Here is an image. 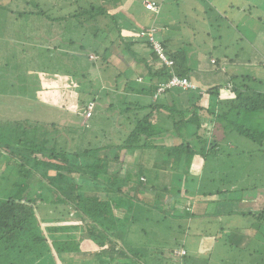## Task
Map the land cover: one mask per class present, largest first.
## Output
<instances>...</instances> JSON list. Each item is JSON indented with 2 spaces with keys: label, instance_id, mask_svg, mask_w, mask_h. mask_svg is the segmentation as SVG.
Returning <instances> with one entry per match:
<instances>
[{
  "label": "trees",
  "instance_id": "obj_1",
  "mask_svg": "<svg viewBox=\"0 0 264 264\" xmlns=\"http://www.w3.org/2000/svg\"><path fill=\"white\" fill-rule=\"evenodd\" d=\"M8 1L11 2L8 3ZM195 1L193 0V2ZM203 1L206 0H202V4L199 5L204 8L203 11L209 14L211 5L208 3L210 2L206 1L203 4ZM3 2H6V5ZM68 2L70 1L46 0L50 10L53 11V13H48L43 8L45 2L41 0L0 1V27L5 29L4 34L13 39L12 42L5 45L8 46L6 51L3 53L0 51V59H2L0 60V94L7 95L9 92L6 91H9V88L13 85H15V88H22L23 91L26 77L31 71L38 74V76L34 74L31 82L35 83L38 80L39 87L42 89L44 88L45 79L48 77L45 73L51 70L50 65L56 67V73H58L60 65L57 62L52 63L50 60V64H48V61H46V57L52 54L53 51L45 47L42 49L38 46H32L36 41L47 43L51 37L55 38V53H60L57 49L69 42L77 47L79 53H87V55L77 53L75 55L76 59L83 60L82 58H84L85 61H88V53L94 52L98 55L100 64H108L106 61L112 53L113 46L121 38L109 39V26L105 27L107 30L98 32L97 17L105 18L107 16L105 7L101 8V6L88 2V7L78 5L76 12H69L66 11L70 6ZM75 2L78 4L81 3V0H75ZM153 4L160 9L159 4L155 2ZM259 7L257 4H253L240 9L247 18L248 15L251 17V11L258 10ZM235 9L238 10L239 8ZM151 12L156 15L159 13V11ZM257 23L259 25L253 33L254 38L259 33L261 25L264 24V12L257 17ZM153 28L157 31L155 26H150L148 28L144 27L143 30H135V32L136 34L140 32L147 33ZM175 28L177 26L172 27L171 31H178ZM230 28L233 33L239 34L237 28ZM115 29L118 30L117 25H115ZM50 34H52L51 37ZM136 38L140 42L144 41V46L150 51L149 62L152 66H148L149 80L147 83H141L138 82V78L134 79V75H131V78L127 79L124 84L126 89L122 91L128 94V97H124L121 102L116 100L106 111L94 107L89 119L82 127H79L81 133L77 134L78 130L64 127L66 133L77 132L79 142L77 148L68 152L63 149L57 150V145L54 142L50 143L51 146H49V141L43 132V128L47 125L40 122H29L28 120L0 121L3 128L0 129V155L7 161L6 168L11 167L9 171L11 175L4 177L2 174L0 176V183L3 182L7 185V193H2L0 197V257L13 251H18L19 255H26L27 252H30L45 240L47 246V248H44L45 251L49 249L48 246H51L56 254L68 255L65 259L71 264H83V262L86 264H150L143 260L146 259L144 258L145 255L151 254L150 258L152 259L153 254L157 258L162 253L160 255L151 253L143 247L147 243L145 239H148V233L143 226L154 221L159 222L167 219L175 221L176 218L180 217L177 209L180 205L179 201L184 200L187 202L183 204V207L186 208L187 218L211 219L209 217H221V215L230 217L235 215L244 219L250 218V227L246 226L241 229L244 233L247 230L251 232L246 234L245 242L246 240L247 243L249 242L247 238L250 235L256 237V235L261 234L260 229L257 232H254L253 229L254 226L258 229L261 226L260 224L264 222V207L261 211L251 209L235 212L236 210H232L228 211L229 213L219 211L221 213L208 215L203 210L208 209L211 205H218V203H224V201L226 203L234 201L235 203L238 200L229 198L213 199L219 193L222 196L223 194L228 195L231 191L219 192L217 189L216 193L208 192V187L211 185H204L205 181H202L201 185L199 182L197 189V202L194 205L192 204L193 209H190L186 207L190 202L186 198L188 190L185 187L183 188V184L194 180L187 178L190 177L192 161L194 160H196V165L200 164L201 171L198 176L192 175V177L198 179L200 177L201 180H205L203 178L204 173L209 175L215 172L207 165L211 157H217L219 160L224 156L235 155L237 160L244 161L245 166L242 171L245 174H251L252 168H248L247 165L250 164L248 154L253 151L237 153V150L234 151L232 148L237 147L239 139H244V141L256 147L260 165L263 167L261 169L259 166L257 170L260 172V176L264 177V80L231 71L227 80V85L229 84L230 88L226 87V81L212 87H205L204 84L199 83L194 89L173 87L158 95L159 86L168 83L174 76L185 78L194 84L192 82L194 78L190 75L192 69L187 64L189 62L190 65L196 66L195 57L190 54V48L195 47L187 43L188 40L184 35L182 42L172 49L165 46L167 42L159 41L164 57L172 63L169 66L162 61L148 38ZM105 40L108 42V47L98 51L99 45ZM133 44L124 45L128 46L127 53H133ZM251 45L253 48V44ZM32 52L38 53L40 58L31 59V55L34 54ZM252 52L254 53V49H252ZM96 63L98 65V61ZM146 63L147 61H144V64ZM153 64H156V66ZM6 69L9 70L5 72ZM10 69L15 71V76L9 72ZM67 72L65 74H71L69 71ZM75 74L71 76L77 81L83 77V75L79 77ZM11 78H15L13 84H11ZM65 79L63 82L66 84L63 83V85L67 86V89L70 86L71 93L68 95L70 97L61 95L59 99L56 97L55 100L52 94H46L45 99L54 108L66 106L68 104L67 99H71L73 89L76 87V85L67 84V81H70L69 78ZM82 79L86 78L83 77ZM43 90L45 91V89ZM31 94L34 99L43 97L37 93L34 94L33 90ZM22 95L31 97L30 94ZM94 95L92 94L91 97ZM12 98L20 100L22 97L13 94ZM23 98L25 101H33L28 99L29 97ZM61 100H66V105L60 106L63 105L60 104ZM87 100L89 99H86L83 103L80 100V103L85 104V114L90 103L93 102L92 104L95 106L94 98L86 103ZM39 104L45 105L44 103ZM79 106L81 107L80 104ZM203 118L208 121L204 122ZM97 123L98 129L95 128ZM49 125L52 128L54 127L57 132L55 123ZM187 128L189 129L187 130ZM98 130H100V133ZM216 132H221V136L219 137ZM97 133L98 136L99 134H107V137L105 135L101 137L102 140H105L104 142L98 141V144L96 143ZM93 134L96 137L91 136ZM174 135L178 136L179 143L169 146L164 143L163 140L174 137ZM84 141L87 142V147L93 148L80 150V145ZM193 142H196L197 145L200 142L205 145V148L195 150L191 147ZM75 149L77 150L75 151ZM159 150H163L166 154V166L163 168L167 172L170 171L180 184L174 187L164 186L162 188H158L157 184L152 185V190L157 195L155 193L153 203L147 205L143 200H136L147 189L146 183L141 180L142 177L146 178L148 175L145 168L148 166L152 167V170L158 168L153 165V160ZM109 151L112 152L111 156L107 155ZM126 151L130 154L125 162L133 163L137 167V172L134 175L129 174L126 177L117 178L111 168L114 163L122 162L121 156ZM101 153L102 155H99ZM133 157H135V160ZM198 158L203 159L204 162L201 163ZM9 162L12 164H8ZM186 163L188 168L185 172H182ZM234 164H232V168ZM220 165H225V163ZM17 167L20 169L17 170ZM35 178H38V182L34 181L31 184L30 182ZM75 178L83 179L87 184L89 183L87 187L91 191H95L96 194L82 196L85 190L84 185L77 184ZM110 179L115 181V185L108 188L103 184ZM97 180L100 182H97ZM148 182H151V180ZM41 183H44L46 187L44 195H39L38 198L34 199L25 198L31 189ZM128 183L134 185V196H129L130 194L126 193V196H124L126 198H124L114 194L120 192V187L122 185L127 186ZM115 186H117L116 189ZM252 188L254 190L264 189V184L259 185V187L252 186ZM102 190L114 195L106 193L101 195ZM245 190L242 188L241 193ZM160 193L164 194L163 198L173 199L171 207L172 210H175V213H167L163 209L164 199L161 198ZM46 196H49V198ZM48 202L51 205L68 204L73 207L76 216L63 221L59 220L57 224H53L57 219L51 218H46L41 222L36 215V206ZM199 204V210L202 206L204 207L203 212L200 210L202 214L194 208ZM109 219L113 220L111 223L119 232H111L106 227L105 224ZM72 220L75 223L69 224L68 221ZM249 228L253 229L250 230ZM228 231L231 232L232 230ZM229 232L227 233V237H230L229 240H225L223 243L229 241L230 245H237L234 243L238 235L233 232L229 234ZM241 235L243 236L242 233ZM117 237L119 238L117 239ZM74 240L78 244H74L73 248H68V245ZM88 245L90 247L98 246V260L97 258L87 259L86 256L83 257L88 252ZM170 252L172 253L173 249ZM72 253L77 254L75 259H73L75 255H72ZM94 256L96 257V255Z\"/></svg>",
  "mask_w": 264,
  "mask_h": 264
},
{
  "label": "rangeland",
  "instance_id": "obj_2",
  "mask_svg": "<svg viewBox=\"0 0 264 264\" xmlns=\"http://www.w3.org/2000/svg\"><path fill=\"white\" fill-rule=\"evenodd\" d=\"M1 1V0H0ZM3 1V0H2ZM44 1V10L48 13H53L52 10H50L49 4L46 3V0ZM68 5H70L68 8L69 12H76L77 6L80 7H88V2L96 5L101 6V8L105 7L106 12H111V6L113 4H110L109 0H101L103 4L98 3V0H81V3L76 4L75 0H69ZM127 1V0H126ZM157 2V4L161 5V12L158 16H156L154 20V24L157 26L161 23L162 18L164 20H169L178 17V20L182 22L180 26H177L175 30H181V32L184 34L186 40L190 41L192 45L195 48H190V54L195 57L196 61V79L200 80V84H204L205 87H212L215 85L223 84L226 81V87L230 88V85H227V80L229 79L228 74L232 72H237L243 75L248 76H254L257 78H261L264 80V33H260L258 37L254 38V32L258 28L257 23V17L260 13H263L264 11V3H262V7H259V9L251 11V17H248L243 20V18H236V22L239 26V29L237 28V31L239 30V34L232 33L230 30L231 28V22L234 20V18L229 15L230 18L228 20H224L221 22V20H218L216 23H209V25H201L202 21V15L194 14L192 11L183 4H179L178 6L174 2L175 0H154ZM198 4H202V0H196ZM207 2L209 0H206ZM206 1H203V4L206 3ZM11 1H8V3ZM146 2V1H145ZM144 2V4H145ZM205 2V3H204ZM264 2V0H262ZM4 3V2H3ZM6 3V2H5ZM4 3V5H6ZM7 3V4H8ZM151 3V2H149ZM210 4V3H208ZM257 4L256 0H249V5ZM9 5V4H8ZM20 6V4H18ZM16 5V7L18 8ZM209 6V5H208ZM132 9L134 12H139L140 10V0L137 2H133L131 5H128L127 3L119 5V8H123V10L126 12L129 10V8ZM145 7V6H144ZM8 9V7H7ZM81 9V8H80ZM159 11V9H158ZM247 13H249L247 11ZM211 15V14H209ZM241 16V15H240ZM100 17H97V26L104 27L103 22L99 20ZM232 18V19H231ZM243 20V22H241ZM221 22V23H220ZM219 23V27L221 30H218L221 35L219 38L216 37V35H212L213 30H217L215 28V25ZM229 25H228V24ZM211 24V25H210ZM223 24V27H222ZM138 30H143L142 27L137 25ZM5 29L3 27H0V33L5 32ZM210 33V34H209ZM136 34V33H135ZM137 37H140L142 39L149 38L153 40L156 46L160 45L158 41V35L157 31L153 29H150V33L140 32L136 34ZM151 37V38H150ZM214 40L218 42L219 40L222 41L223 44H228L230 46L226 47V55L222 56L221 53V47L218 44H215L216 48L213 46H209L210 40ZM241 39V40H240ZM234 41V42H233ZM256 41V42H254ZM233 42V43H230ZM248 43V44H247ZM253 44V48L252 45ZM68 48V49H67ZM61 49L68 50L71 54L78 53L80 55L84 54L87 55L86 52H80L77 51V47H68L67 45H63ZM252 49H254V53L252 52ZM213 50V51H212ZM65 58V57H64ZM84 60V58H82ZM88 59L90 61L97 62L98 61V55L94 52L88 53ZM210 60V63H209ZM70 69L72 68L71 64L69 65ZM14 73V72H11ZM15 76V75H14ZM15 79V78H13ZM149 80L148 74L146 76H142L141 78H138V82L146 83ZM198 83V84H199ZM197 84V85H198ZM88 82L85 80L84 86L88 88ZM193 87H196V84H192ZM40 91L38 94L40 96H44L46 98V92L39 87ZM33 90V89H32ZM24 93H26V89H23ZM34 91V90H33ZM23 92L21 91V94L18 93V96H21L22 98L20 100H17L15 98H5L3 100H0V121H25L28 120L29 122H40L44 125H47L44 127L43 132L46 135V138L49 141V146L54 142L57 145V150L63 149L65 151L70 152V150H73L74 148H77L78 142V135L81 133L79 131V128H77L73 120L65 113L63 114L60 112L61 116L58 118L56 115V111H62L60 108H48L49 103L38 99L37 102L44 103L45 105L39 104L36 105V101H25L23 100L24 95H22ZM27 94V93H26ZM159 95V93H158ZM157 95V96H158ZM70 97V96H68ZM46 100V99H45ZM68 100V104H70V100ZM62 101V102H61ZM60 106L66 105V100H61ZM57 103V102H56ZM93 103V102H92ZM58 104V103H57ZM91 104V103H90ZM106 105V104H105ZM105 105H101L98 107V105L95 104L92 105V110H94V107H98V109H102L106 111L108 107L104 108ZM41 108H40V107ZM62 108V107H61ZM82 107L78 106V111H81ZM88 110V109H87ZM89 119V117L85 114V122ZM204 122H207L208 120L203 118ZM55 123L57 127V132L54 130V127H50L49 124ZM206 124V123H205ZM80 125V127H82ZM2 124L0 125V129H3ZM73 126V127H71ZM26 127V125H25ZM64 127L73 128V130H78L79 132L66 133L64 131ZM96 129H98V123L95 126ZM59 129V130H58ZM189 128H187L188 130ZM63 130V131H62ZM1 131V130H0ZM100 133V130H98ZM185 130L183 131V133ZM216 134L220 137L221 132H216ZM107 137V134H99L97 133V140L96 143L104 142L105 140H102L101 137ZM93 137H96L95 134L91 135ZM178 136L174 135V137H168L164 141L165 144L174 145L180 142L178 141ZM239 143L237 144V147H232L234 151L237 153H245L250 150L253 152H250L248 155L250 156V164L247 165L248 168H252L251 174H245L242 169L245 166L244 161L237 160V157L235 155L232 156H224L223 158H213L211 157V160L207 163L209 168H212V172L209 175L207 173H204L205 180H201L196 177H192V175L198 176L200 174V164L196 165L195 161H192V170L190 177L188 176V179H194L193 181H190L186 184H183V188L185 187L188 192L187 193V199H189V204L191 206L190 209H193L192 204L194 205L195 202H197V189L200 182V185L202 184V181H205L204 185L210 184L209 191L208 192H214L216 193V190L218 189L219 192H228L229 190L231 193L228 195H222L219 193L216 197L213 199L218 200L221 198H229V199H237L234 203H218V205H211L208 209L203 210L204 213L206 212L208 215L211 213H221V212H227L228 211H248V210H257L261 211L264 207V189H253L252 186H257L264 184V177L260 176V172H258V167L260 166L261 169L263 168L262 165H260V158L259 155H257V149L255 146H252L249 142L244 141V139H239ZM51 143V144H50ZM94 143V141H93ZM197 145L196 142H193L191 147H193L195 150H199L200 148H205V145L201 144ZM196 144V145H195ZM87 142L84 141L80 145V150L84 149H92L93 147L89 148L87 147ZM59 148V149H58ZM77 149H75L76 151ZM1 154V153H0ZM130 152L126 151L125 154L121 156V163H114L112 166V172L117 176V178L120 177H126L129 174H133L137 172V167L131 163V162H125L126 158L129 157ZM99 155H102L99 154ZM109 156L112 155V152L109 151L107 154ZM165 152L163 150L157 151L155 158L153 160V165H156V169L152 170V167L148 166L145 168L146 173L148 175L146 178L142 177V181L146 183V191L141 193L139 195V199L136 201L143 200L144 203L147 205H151L153 203V199L155 198V193L152 190V185L157 184L158 188H162L164 186L167 187H174L179 185L180 183L176 181V178L172 176L170 171H165L163 167L166 166V159H165ZM164 156V157H163ZM135 160V157H133ZM197 159V158H196ZM201 163L204 162L203 159L198 158ZM253 160V162H252ZM258 160V161H257ZM220 163H219V162ZM6 160L2 155H0V176L3 174L4 177L10 174V168H6ZM236 162V164H234ZM252 162V163H251ZM221 163H225V165H220ZM8 164H12L9 162ZM232 164L233 168H232ZM58 165V164H56ZM188 164L186 163L184 169L182 172H185L188 168ZM20 169L17 167V170ZM168 170V168H166ZM240 169V171H239ZM171 175V176H170ZM222 175V177H220ZM115 176V177H116ZM152 177V179H150ZM192 177V178H191ZM38 178L33 179L30 183L33 184L34 181H37ZM76 179L77 184L84 185L83 187L85 190L82 193V196H92L95 193V191H91L87 185V182L85 180H81L78 178ZM151 182H148L149 180ZM148 180V181H146ZM213 181V184H212ZM97 182H100L97 180ZM46 184V183H45ZM104 186L110 188L111 186L115 185V181L113 179H110L107 183L103 184ZM90 188L92 186H89ZM117 186H115L116 189ZM180 187V186H179ZM104 188V187H103ZM102 188V189H103ZM120 192L114 193L116 196H126V193H129V196H134V185L133 183H128L127 186H121ZM243 190H245L243 193H241ZM46 187L44 186V183L37 184V186L33 189H31L25 198L28 199H34L38 198L39 195H44V191ZM7 193V185L3 182L0 183V197L1 194ZM103 193H106L108 195H114L113 193H109L108 191L101 192V195H105ZM48 194V193H46ZM125 194V195H124ZM98 195V194H97ZM157 195V193H156ZM161 198L164 197V194H161ZM119 196V197H120ZM128 196V195H127ZM128 196V197H129ZM226 196V197H225ZM49 198V196H46ZM52 198V196H51ZM126 198V197H124ZM163 209L167 213H175V210H172V203L173 199L163 198ZM47 200V199H46ZM52 200V199H50ZM49 200V201H50ZM228 200V199H227ZM184 201H179V207L178 213L180 217L176 218L175 221H170L171 219H167L165 221H159V222H149L148 224L144 225L143 228L148 233V239L145 241L147 242L146 245H143L145 249L147 248L148 251L151 253H157L160 256L155 257V254H153V258H150L151 254L145 255L143 260H146L148 263L153 264H175L174 261H178L177 259L186 256L188 252V256L186 258H182L179 260L177 264H264V222L260 224L261 226L256 229V226H254L253 231L257 232L260 229L261 234L256 235V237H251V235L247 238L245 242L244 238L247 237L246 234H249V230L245 231L246 233L242 232V227L249 226L250 227V218L244 219L242 217H238L233 215L225 216L221 215V217H209L211 219H202V218H187L185 214V207H183ZM187 203V202H186ZM199 205H196L194 208H196V211H199L200 214L203 206L198 209ZM183 209H182V208ZM218 209H217V208ZM176 209V210H177ZM189 209V210H190ZM221 211V212H219ZM36 215L38 219L43 222L44 219H57V221L53 222V224H57L60 221L67 220L68 218L75 217V211L72 206H69L68 204H55L51 205L49 202L45 204H39L36 206ZM118 215V214H117ZM120 215V214H119ZM201 216V215H197ZM113 220L109 219L106 222V227L111 230V232H119L111 223ZM179 221V222H178ZM69 224H74L75 222L68 221ZM176 223H179L176 225ZM184 224V225H183ZM250 224V225H249ZM178 225H182L181 227H177ZM187 226V228H186ZM250 229V228H249ZM250 229V230H252ZM228 230H232L231 232L235 233L237 236V240L234 244L237 245H230L229 241L228 243H223L225 240H229L230 237H227ZM186 234L183 235L184 232ZM229 232V234H231ZM209 234V236L207 234ZM243 234V236L241 235ZM241 235V236H240ZM119 237H117L118 239ZM45 240L40 244L39 246H35L30 252H27L26 255H19L20 253L18 251L8 252L6 255L1 256L0 258V264H71L69 263L67 259V256H61L59 254H56V252L53 251V247L48 246V250H44V248H47L45 245ZM177 246V244H179ZM74 244H78L75 240L72 241L68 248H73ZM48 245V244H47ZM77 246V245H76ZM176 246V247H175ZM184 249H180V247ZM173 249V252L170 251ZM187 251V252H186ZM54 252V253H53ZM89 253V255H87ZM95 252H86V255H83V257L87 259H96L98 260V255L96 257L92 254ZM72 255H75V253H72ZM82 256V255H81ZM152 256V255H151ZM64 258V259H63ZM66 258V259H65ZM143 258V257H142ZM128 263V261H127ZM83 264H86L83 262Z\"/></svg>",
  "mask_w": 264,
  "mask_h": 264
},
{
  "label": "crops",
  "instance_id": "obj_3",
  "mask_svg": "<svg viewBox=\"0 0 264 264\" xmlns=\"http://www.w3.org/2000/svg\"><path fill=\"white\" fill-rule=\"evenodd\" d=\"M137 1L138 0H127V1L126 0H109L110 4H113L111 6L112 8L111 12L108 13L107 11L106 12L107 16L105 18L99 16L100 17L99 20L101 22L104 21L103 23L104 27L98 26V32L100 33L102 30H107L105 29V27L109 26V29H110L108 31L110 33L109 39L112 38L113 40L114 38L115 39L121 38L120 40L117 41V44L113 46L112 53L110 54L109 59L106 61L108 64H100L99 59H98V65L94 61L88 60L89 61L88 62V61L81 60V59L78 60L75 58V55H77L76 53L71 54L68 50L61 49V48L57 49V51H59L60 53H55L54 51L56 49L54 48H55L56 39L51 37L52 34H50L51 39L47 43L36 41L35 44L32 45L35 47L38 46L39 48H42V49L43 47H45L53 51L52 54L46 57V61H48V64H50V62L52 63L57 62L60 65L59 67L60 69L58 70V73H56V67L52 65H50L51 67L50 72L45 73L48 77L45 79L43 89H45L46 94L47 93L48 95L52 94L55 100H56V97L58 99L61 95L64 97H67L68 95H70L69 93H71V90H69L70 86H68V89H67V86H64L66 84L63 82L64 80H66L65 78H69V79L72 78L71 75L74 73H76L75 75H78L79 77L83 75V77L86 78V79H82L83 77L79 78L78 81L72 78L70 79V81H67L68 85H76V87L73 89L71 99H69L70 104H67L66 106L62 108L60 107L62 111H56V115L58 118L61 116L60 112H62L63 114L65 113V115L69 116L71 120L74 121V123L76 124L75 126L79 128L80 125L85 123V116H84L85 104L84 105L82 104L83 101H86V99H89L86 102L88 103V101L94 98L95 104L96 105L98 104V107L106 104L104 108L106 107L109 108L112 103L116 102V100L118 102H121L124 99V97L126 98L128 97V94L122 91L126 89L124 88V84L126 83L127 79L131 78L130 77L131 75H134V79H137V78H141L142 76L144 77L148 74V69H149L148 66H152L151 63L149 62L150 51L147 49V47L144 46V43H145L144 41L140 42V40L136 38L137 35L135 34L136 33L135 30H138L137 25L142 27V29L144 27L148 28L150 26H155L157 28L158 41L160 40V41L167 42L165 46L168 49L176 48L178 44L182 42V37L184 34L181 32V30L180 32L179 30L171 31L172 27L180 26V23H182L178 20V17H175V18L172 17V19H169V20H166V19L164 20V18H162L160 24H158L157 26L154 24V20L156 16H158L161 12V9H162L161 5H160L159 13L157 15L152 13L151 11L146 10L144 7L145 1L153 3L155 2L154 0H140V9H139L140 11L139 12H134L129 7H128L129 10H127L126 12L123 10V8L121 9L119 8V5L121 4L127 3L128 5H131L133 2H137ZM256 1H257V5L262 7V3L264 2H262V0H256ZM100 2L101 0H98V3ZM174 2L176 3L177 6L179 4L186 5L189 9H191L192 13L196 15L198 14L202 15L201 25H209V23L214 24L218 20H221V22H223L224 20L229 21L228 18H230L229 15H231V17L234 18V20L230 23L231 24L230 26L233 28H238V29H239V26L237 24L238 21L236 22L237 19H235V17L243 18V20L246 19V16L243 12H241V9H244L249 5V0H209L210 5H211V10H209V14L211 15H209L207 14L206 11H203L204 8L200 7V5L197 4V1L193 2V0H175ZM101 4H103V2H101ZM237 7L239 9L241 8L239 12H237L239 9L238 10L235 9ZM243 20L241 22H243ZM115 25H117L118 27L117 31L115 29ZM215 28L217 30L216 31L213 30L211 34L216 35V37L219 38L221 36L219 35L220 33L218 32V30H221V28L219 27V23L215 25ZM259 30L260 31L259 33H257L256 37H258L260 33H264V24L261 25ZM116 32H120V33L117 34ZM231 32L233 33V31ZM134 35H136V37H134ZM12 41L13 39L8 37V35L1 33L0 34V51L2 53L6 51L8 46H5V45H7L8 43ZM233 42H230V43H233ZM132 43H134L132 45L133 53L130 54V53H127L126 51V49H128V46H124V45L125 44L130 45ZM187 43L192 44L190 41H187ZM209 44H210L209 46L214 47L212 48L213 50H215L216 48L215 44L220 45L221 52L223 51L221 53L222 56H227L225 48L231 45V44L230 45L223 44L221 40L216 42L213 39L212 41H210ZM66 45L71 48L74 47L73 44L69 42L66 43ZM105 47L106 48L108 47V42L106 40L99 45L98 51H102L103 49H105ZM3 48L5 49L3 50ZM32 53L34 54L31 55L30 57L31 59L40 58L38 56V53L36 54L35 52H32ZM142 60L147 61V63L144 64V61ZM70 64L72 66L71 69L69 68ZM153 65L156 66V64H153ZM187 66H190V68L192 69L191 74H190L192 75L191 77L194 78L192 82L197 85L200 82V80L196 79L197 78L196 77L197 72L195 69L196 66L190 65L189 62ZM8 70L9 69H6L5 72ZM67 71H69L71 74H65V73H68ZM9 72L10 73L14 72L13 75L15 74L14 70L10 69ZM34 74L35 73H33L32 71L29 72V75L26 77V80L24 83L26 93L30 94L31 97L25 96V95L24 97H27V98L29 97L28 99H32L33 101L37 102L39 98L34 99V97L31 94L32 89L34 90V94L36 93L38 94V92L40 91L38 80H36L35 82L36 84L31 82ZM35 76H38V74L36 73ZM11 79H12L10 80L11 84H13L15 81L13 78ZM85 80L89 84L88 88L84 86ZM21 91H22V88L21 89L15 88V85H13L12 87L9 88V91H6L7 93L9 92L7 95L0 94V100H3L5 98H12L13 94L17 96L18 93L21 94ZM22 92L23 94H26L24 93V91ZM92 94H95V95L91 97ZM41 99L48 102L47 100H45L44 96ZM80 100H82V103H80L81 102ZM79 104L82 107L81 111H78ZM50 107L54 108L52 104L49 103L48 108ZM187 206H191V205L188 204ZM177 224L179 223H176V225ZM181 226L178 225L177 227L179 228ZM186 233L187 231L184 232L183 235ZM207 235L209 236V234ZM180 249L186 250L185 248H182V246L180 247ZM89 250H90V254L91 252H95L93 253V255H98L99 253L98 246L90 247L88 245V252ZM187 256H188V252L186 256L184 257H187ZM184 257L177 259L178 261H174V263H178L179 260Z\"/></svg>",
  "mask_w": 264,
  "mask_h": 264
},
{
  "label": "built area",
  "instance_id": "obj_4",
  "mask_svg": "<svg viewBox=\"0 0 264 264\" xmlns=\"http://www.w3.org/2000/svg\"><path fill=\"white\" fill-rule=\"evenodd\" d=\"M145 8L149 11H153V12H157L158 11V7H156L153 3H149V2H145L144 4ZM150 33V30L147 32ZM151 38V37H150ZM149 39V38H148ZM149 41L152 42L153 47L155 48V50L157 51V53L160 55V58L162 59L163 62H165L167 65H171L172 63L168 60H166V58L164 57L162 51H161V47L160 45L156 46L155 43L153 42V40L149 39ZM173 87H181L183 89H194L195 87H193L192 83H190V81H188L185 78H178L176 76L172 77L171 80L166 83V84H161L159 86L158 92L159 94L163 93L166 89L168 88H173ZM92 103L89 104L88 106V110L86 112V116L90 117L91 113H92Z\"/></svg>",
  "mask_w": 264,
  "mask_h": 264
}]
</instances>
